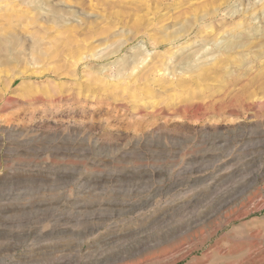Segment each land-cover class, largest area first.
Wrapping results in <instances>:
<instances>
[{
	"label": "rangeland",
	"instance_id": "rangeland-1",
	"mask_svg": "<svg viewBox=\"0 0 264 264\" xmlns=\"http://www.w3.org/2000/svg\"><path fill=\"white\" fill-rule=\"evenodd\" d=\"M68 259L264 264V0H0V264Z\"/></svg>",
	"mask_w": 264,
	"mask_h": 264
},
{
	"label": "bare ground",
	"instance_id": "bare-ground-1",
	"mask_svg": "<svg viewBox=\"0 0 264 264\" xmlns=\"http://www.w3.org/2000/svg\"><path fill=\"white\" fill-rule=\"evenodd\" d=\"M153 61V60H152ZM154 62V61H153ZM153 62H150V63H153ZM158 65V64H157ZM155 66H156V64H155ZM148 67V66H147ZM154 67V66H153ZM158 67V66H157ZM154 69V68H153ZM157 70V69H156ZM154 71V70H153ZM152 71V72H153ZM241 210V209H240ZM241 213H242V211H241ZM242 215V214H241ZM175 250V249H174ZM174 253V252H173ZM183 254H186L185 252L183 253ZM166 255H168V254H166ZM165 256V255H164ZM172 256H174V255H172ZM177 256V255H176ZM178 257V256H177ZM175 258V257H174ZM179 258H181V256L179 257ZM178 258V259H179ZM170 261V260H169ZM76 262H81L80 260H76ZM63 263H67V264H70L71 263V260L70 259H68V260H66V261H64L63 260ZM173 263H174V260H173ZM200 263V262H199Z\"/></svg>",
	"mask_w": 264,
	"mask_h": 264
}]
</instances>
